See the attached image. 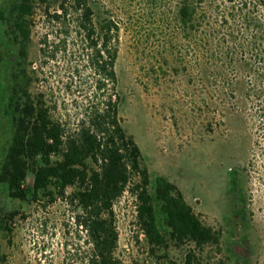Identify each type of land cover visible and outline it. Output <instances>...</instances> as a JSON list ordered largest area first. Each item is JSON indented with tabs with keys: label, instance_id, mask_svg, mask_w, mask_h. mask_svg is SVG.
Wrapping results in <instances>:
<instances>
[{
	"label": "trees",
	"instance_id": "obj_1",
	"mask_svg": "<svg viewBox=\"0 0 264 264\" xmlns=\"http://www.w3.org/2000/svg\"><path fill=\"white\" fill-rule=\"evenodd\" d=\"M35 2L10 0L0 7V32L7 40L0 37V135H7L0 136V183L21 200L66 198L72 189L74 219L92 244L89 264H122L115 207L126 193L137 202L150 245L164 247L169 238L199 248L218 244L221 232L204 224L175 184L163 176L152 181L141 148L123 126L116 70L119 22L113 17L97 22L88 0H63L56 11L46 8L37 68L30 61ZM222 2L232 26L227 16L220 21L214 15ZM176 8L174 31L197 38L206 69L217 64L210 71L213 83L243 112L253 150L264 156V0H178ZM61 55L72 73L66 90L84 94L73 99L74 126L58 116L60 103L50 84L51 64ZM88 70L93 77L84 78ZM36 83L49 91L35 95ZM232 175L241 186L238 174Z\"/></svg>",
	"mask_w": 264,
	"mask_h": 264
},
{
	"label": "rangeland",
	"instance_id": "obj_2",
	"mask_svg": "<svg viewBox=\"0 0 264 264\" xmlns=\"http://www.w3.org/2000/svg\"><path fill=\"white\" fill-rule=\"evenodd\" d=\"M62 1L34 4L30 61L37 68L46 32L45 9L59 10ZM177 1L88 0L97 22L113 17L120 24L119 113L142 150L152 181L163 176L175 184L204 224L221 232V239L199 248L169 238L166 246L154 247L138 221L135 198L126 193L115 207L117 254L122 264H264V156L253 150L243 112H237L231 98L213 83L210 71H216L217 64L206 69L197 38L174 31ZM9 2L0 0V7ZM223 3L214 15L220 21L227 16L232 26ZM216 27H221L219 22ZM0 37L7 41L1 32ZM52 66L55 76L50 84L60 103L58 116L71 119L74 126L73 99L81 100L84 94L66 90L72 73L63 55ZM82 75L93 77L90 70ZM203 80L208 82L205 86ZM49 89L36 83L32 92ZM28 184H33L32 174ZM71 192L56 200H21L0 183V264H89L92 244L76 224Z\"/></svg>",
	"mask_w": 264,
	"mask_h": 264
}]
</instances>
